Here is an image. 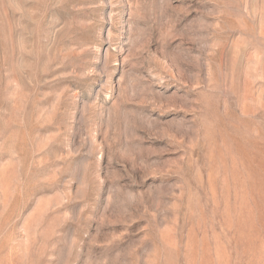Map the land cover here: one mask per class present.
Here are the masks:
<instances>
[{"label":"rangeland","instance_id":"obj_1","mask_svg":"<svg viewBox=\"0 0 264 264\" xmlns=\"http://www.w3.org/2000/svg\"><path fill=\"white\" fill-rule=\"evenodd\" d=\"M0 264H264V0H0Z\"/></svg>","mask_w":264,"mask_h":264},{"label":"bare ground","instance_id":"obj_2","mask_svg":"<svg viewBox=\"0 0 264 264\" xmlns=\"http://www.w3.org/2000/svg\"><path fill=\"white\" fill-rule=\"evenodd\" d=\"M149 102V101H148ZM137 123V122H136ZM138 125V124H137ZM129 143V142H128Z\"/></svg>","mask_w":264,"mask_h":264}]
</instances>
